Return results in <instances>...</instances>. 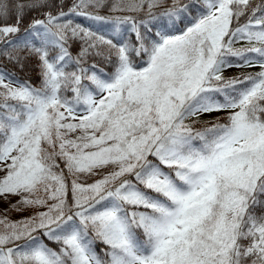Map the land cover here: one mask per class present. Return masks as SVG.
<instances>
[{
	"label": "snow or ice",
	"instance_id": "obj_1",
	"mask_svg": "<svg viewBox=\"0 0 264 264\" xmlns=\"http://www.w3.org/2000/svg\"><path fill=\"white\" fill-rule=\"evenodd\" d=\"M0 202V264H264V0H0Z\"/></svg>",
	"mask_w": 264,
	"mask_h": 264
},
{
	"label": "rangeland",
	"instance_id": "obj_2",
	"mask_svg": "<svg viewBox=\"0 0 264 264\" xmlns=\"http://www.w3.org/2000/svg\"><path fill=\"white\" fill-rule=\"evenodd\" d=\"M258 69H239V68H231L227 69L225 75H239L241 72L244 71H257ZM206 119H210V117H205ZM12 202H15V198H13ZM9 205L4 202H0V212H3L4 209L8 208ZM27 213L17 214L14 211L9 213L11 219H19L22 215H26Z\"/></svg>",
	"mask_w": 264,
	"mask_h": 264
},
{
	"label": "trees",
	"instance_id": "obj_3",
	"mask_svg": "<svg viewBox=\"0 0 264 264\" xmlns=\"http://www.w3.org/2000/svg\"><path fill=\"white\" fill-rule=\"evenodd\" d=\"M85 23V25L87 26L88 24L92 23L90 21H83ZM239 46V45H237ZM9 68H11V66H9ZM12 71H14L16 73L17 76H20L22 78H25V77H31L33 80H35V77H36V73L32 70L29 69H26L25 71L21 72V71H18L16 69H11Z\"/></svg>",
	"mask_w": 264,
	"mask_h": 264
}]
</instances>
